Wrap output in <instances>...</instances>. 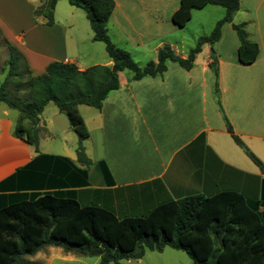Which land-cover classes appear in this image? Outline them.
Instances as JSON below:
<instances>
[{"label": "crops", "instance_id": "1", "mask_svg": "<svg viewBox=\"0 0 264 264\" xmlns=\"http://www.w3.org/2000/svg\"><path fill=\"white\" fill-rule=\"evenodd\" d=\"M16 1L31 17L44 0ZM179 1L114 0L107 24L125 39L134 37L132 46L144 51L147 36L157 38L147 48L155 56L160 46L168 44L186 57L193 46H186L185 36L168 38L178 28L171 14ZM67 11L61 20L53 16L50 25L34 23L7 39L23 55L30 75L44 73L51 61L72 63L80 70L95 64L111 66L108 57L89 65L77 62L86 54L93 59L94 50L80 52L82 39L70 31L75 13ZM234 23H244L248 38L258 45L257 56L249 64L237 58ZM88 40L94 41L92 34ZM197 55L189 69L168 60L161 75L134 79L130 71H119L118 87L99 108L77 106L88 130L81 141L88 165L76 160L78 137L70 135L68 120L57 116V107L48 115H43V108L38 115L37 151L13 135L10 109L1 107L0 206L20 195L60 192L74 196L82 205L107 208L121 218L143 216L168 200L234 190L256 204L264 222V169L231 135L264 165V0H239L232 20L222 25L219 39L202 45ZM47 137L61 139L55 147L61 152L43 148L41 141ZM61 250L46 246L29 260L39 264Z\"/></svg>", "mask_w": 264, "mask_h": 264}, {"label": "trees", "instance_id": "2", "mask_svg": "<svg viewBox=\"0 0 264 264\" xmlns=\"http://www.w3.org/2000/svg\"><path fill=\"white\" fill-rule=\"evenodd\" d=\"M58 0H45L33 13L53 22V9ZM84 11L92 30V39L104 44L111 66L95 64L84 70L75 64L51 61L44 73L30 75L23 55L0 31L9 53L10 71L23 81L26 95L11 96L9 78L0 83V102L20 114L13 135L38 150V115L52 101L65 114L68 124L78 137L76 160L90 164L81 143L88 130L78 112L79 104L96 108L107 94L118 87V72L129 70L132 78L161 75L168 60L189 69L204 44H213L220 37L221 27L232 20L239 0H180L171 14L172 22L182 27L191 17L192 9L219 5L224 15L208 34L197 38L186 57L175 53L170 45L158 48L156 59L143 65L130 53L113 43L107 32V21L114 0H67ZM238 37L237 58L243 64L253 62L258 45L248 38L244 23L232 24ZM21 60L23 71H13ZM27 122V125L24 124ZM227 130L232 133L227 124ZM248 156L264 169L261 161L231 134ZM46 246L61 247L66 252L83 256H98V264L121 259L140 258L146 249L163 250L169 246L183 250L192 264H264V222L256 204L248 203L234 190L220 191L211 196L189 195L159 203L143 216L117 217L111 210L94 205H82L74 196L60 192L40 195H20L0 206V264H35L26 257Z\"/></svg>", "mask_w": 264, "mask_h": 264}, {"label": "rangeland", "instance_id": "3", "mask_svg": "<svg viewBox=\"0 0 264 264\" xmlns=\"http://www.w3.org/2000/svg\"><path fill=\"white\" fill-rule=\"evenodd\" d=\"M44 3L45 0L41 1V3L36 6V8L40 7ZM21 6L23 5L19 4L16 0H0V31L6 34V39L12 38L13 34L18 32L20 28H24L26 31V29H28V27L34 23H46L45 16H43L42 14L33 13V15L29 17L28 14L31 15V12H27V10H24ZM69 9L75 13L76 18V22L70 28V31H72L71 34H74L76 38L78 36L82 39L81 43H79L78 46L80 52H90L91 50H94L92 54L93 59L90 60V56L86 54L81 58L79 57V59H77V62L79 64L85 63L89 65L92 64V62H104L105 60H107L108 58L104 49V44L100 41L89 42L90 40H88V37L92 34V30L82 9L71 6L67 0H58L56 2L55 8L53 9V16H55L56 19H60L68 13L67 10ZM224 13V8L219 5H206L204 8L192 9L191 17L187 21V23L182 27L177 26L178 28H176V34L172 33L168 38L169 40H177V34H183L185 36L184 41L186 42V46H194L197 38L202 34H208L214 27L216 21L223 17ZM107 28V32L111 41L117 46L127 50L137 63L143 65L149 61L155 60V53L152 50L148 51L147 48H150V46L156 44L158 42L157 38L147 36L145 42H147L148 45H144L143 48L146 49V51H144L140 48L132 46L134 37L132 39H125L117 35L114 32L112 25H110L109 23L107 24ZM25 38L27 40L29 39V33L25 36ZM212 52L213 51H211L210 54H212ZM9 58V50L5 42L3 41V37L0 35V83L7 76L9 78V81L7 83L9 94L11 96H18L20 98H23L26 95V91L24 90L22 82L27 79V75L23 74L21 78H19V76L15 74V72L10 71ZM22 65L25 64H23V62L19 60L17 66L15 67V69H13V71H23L24 66ZM126 71L128 72L129 70ZM3 106L5 105L0 102V109ZM52 110H57V108L52 101H49L44 106L43 115H48ZM19 116L20 114L17 110L10 109L9 119H11V121L13 119L14 121V123L12 124V128L14 127V124L18 120ZM57 116L63 119V121L67 122V118L64 113L60 112ZM70 135H72L73 139L77 138V135H75L73 132H71ZM41 143L45 150L61 152L59 149L55 148L62 143L60 138L51 140L49 137H47L45 140L41 141ZM61 251V254L53 252L51 253L52 256H45L44 261H38L39 264L99 263L98 256H83L76 253H66L63 250ZM41 255L44 256L43 254ZM63 255L71 256V258H64ZM26 258L34 259V256H28ZM109 264H192V260L185 251L166 246L161 251L146 249L144 254L140 258L121 259L118 262H110Z\"/></svg>", "mask_w": 264, "mask_h": 264}]
</instances>
